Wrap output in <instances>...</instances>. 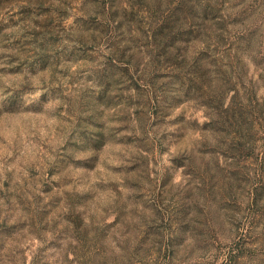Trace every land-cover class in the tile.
<instances>
[{
  "label": "rangeland",
  "instance_id": "1",
  "mask_svg": "<svg viewBox=\"0 0 264 264\" xmlns=\"http://www.w3.org/2000/svg\"><path fill=\"white\" fill-rule=\"evenodd\" d=\"M112 1L108 25L93 0H0V264H264V0ZM148 10L215 16L175 51L202 82L147 75ZM219 33L253 112L234 149L204 103Z\"/></svg>",
  "mask_w": 264,
  "mask_h": 264
},
{
  "label": "trees",
  "instance_id": "2",
  "mask_svg": "<svg viewBox=\"0 0 264 264\" xmlns=\"http://www.w3.org/2000/svg\"><path fill=\"white\" fill-rule=\"evenodd\" d=\"M96 3V16H99L100 14H104L106 17V20H108V25H111L113 22H116V19H118V16L114 15V12L116 10L112 9L114 2L112 0H93ZM180 3L182 5H186V2L184 0H180ZM112 9V10H111ZM146 11V10H145ZM144 11V12H145ZM148 15H137L136 18H134V29L133 30H142L143 35L147 36V39L145 41V46L150 47L148 49L149 56L151 58V61L148 60V63H145V66L147 67L148 64H151L152 68H148L147 75L155 74V70L160 68L164 70L162 73L167 76L169 71V68H173L174 70H184L186 69V72L183 77L181 76L182 82L187 81L189 84H196L197 81H203L202 77L203 75L200 74V68L203 66L200 64V56H193L192 59L188 60L184 53H177L175 52L178 50L179 45L178 43L183 41L184 43L188 44L190 41H192V38L196 36L194 31H197L195 28H198L199 24L202 22L199 21V19H204L205 21L213 22L215 19V16H207V14H204L202 16H198L194 13L188 12V10H185L183 12V15H177L172 16L168 13H157L153 14L150 12V10L147 11ZM160 14V15H159ZM206 19V20H205ZM108 28V27H107ZM209 36V34L207 33ZM219 37L224 41L223 46V54L222 57H225L227 61L223 63L224 68L221 67V91L220 94L217 96L218 99L213 96L212 94H209V100H206L205 106L209 110V114L207 115L208 121L207 125L212 130H218V125L221 122H228V125L231 129L232 136V143L230 144V149H234L235 141L233 138L242 136L240 133L242 129L248 125V119L252 115L253 112H251L247 107L246 104L243 102L241 95H240V89L237 86V82L232 79L231 75V61L228 59L229 51L232 49V42H226V37L223 36V33L218 34ZM108 37V36H107ZM191 38V39H190ZM216 45H214L215 48H217L219 45H217L218 40H216ZM132 47V46H131ZM206 47H208V43H206ZM173 49V51H172ZM196 55V54H195ZM155 61V64L153 65ZM213 61H216L215 59ZM122 73H127L129 82L134 83L135 87L138 85L141 86H153V79L154 77L151 76L148 78L142 77V75H139V79H141L143 84H138L137 78H134V74L136 71H138L137 68H135L134 72L130 71V64L129 62L126 63L121 68ZM173 70V71H174ZM188 73V74H186ZM190 73H192L190 75ZM167 74V75H166ZM199 79V80H198ZM196 91L198 90L199 94L203 93L201 91V87L199 85H195ZM253 89V86H252ZM233 93L230 95V97L227 98L228 92L232 91ZM156 89H150L149 92V103L152 101V104L156 106L158 94L155 93ZM158 92V90H157ZM202 95V94H201ZM253 97L256 101V105H259V99L257 97V94L255 92V88L253 90ZM238 98V99H237ZM212 99V103H209V101ZM214 101V102H213ZM207 103V104H206ZM250 128V127H249ZM244 137V136H242ZM217 151V150H216ZM220 151V150H219ZM154 264H159V262H155ZM164 264V263H163Z\"/></svg>",
  "mask_w": 264,
  "mask_h": 264
}]
</instances>
